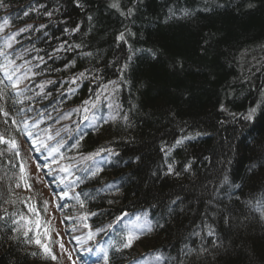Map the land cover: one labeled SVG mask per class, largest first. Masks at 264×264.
Returning a JSON list of instances; mask_svg holds the SVG:
<instances>
[{
    "label": "trees",
    "instance_id": "obj_1",
    "mask_svg": "<svg viewBox=\"0 0 264 264\" xmlns=\"http://www.w3.org/2000/svg\"><path fill=\"white\" fill-rule=\"evenodd\" d=\"M108 2L81 0L84 8L80 9L74 0H0V47L8 36L18 33L7 49L9 58L21 57L16 64L29 62L27 67L35 74L20 85L23 95H17L8 85L10 95L0 104L9 116L0 113V133L5 138L14 136L19 146L24 141L30 147L31 141L15 130L12 119L27 118L31 125L43 116V123L35 131L48 128L55 137L48 141L50 145L61 139L65 142L60 151L71 159L62 161L64 164L75 165L76 169L87 167L92 162L82 157L102 147L120 154L109 157L99 177L76 189L97 196L85 209L104 213L89 220L93 228L108 225L122 213L128 218L141 214L153 226L130 249L109 250L111 264H217L211 255L188 254L189 249L211 248L214 238L206 236V226H211L230 247L229 264H264V220L260 219L264 211V167L255 169V174L249 171L264 145V0H143L127 19L108 8ZM120 3L124 11L132 6L131 0ZM170 10L176 13L171 19ZM182 10L194 14L182 17ZM48 11L53 14L46 15ZM76 25L80 30L72 33ZM125 27L135 33L129 38L134 48L158 50V57L153 60L146 51L137 53L124 74L127 83L121 82L116 93L112 85L105 92L102 85L119 80L118 68L128 55L127 48L121 50L115 42L116 34ZM206 40L211 47L203 54L201 46H206ZM62 44L65 48L75 44L81 47L56 51ZM177 60L184 62L183 72L171 67ZM80 72L87 78L72 83ZM40 84H44L43 93L36 95L41 91L37 87ZM97 92L101 93L97 107L87 115L90 119L93 112L97 118L115 115L113 109L119 104L122 109L117 110L120 115L116 121L97 119V130H93L82 122V112L60 119L79 108L82 101H95ZM220 103L236 114L235 118L221 112ZM251 107L257 111L252 120L246 121L242 116ZM20 109L25 111L17 115ZM124 113H128L131 126L123 121ZM84 132L87 135L79 149H71ZM197 132L207 134L185 141L168 156L161 151L177 138ZM6 147L0 144V149ZM107 155L101 153V157ZM39 162L45 161L40 158ZM170 163L181 173L179 177L165 175ZM18 164L12 153L0 156V215H4L3 209L9 213L25 210L19 202L24 200L22 195L12 187L14 179H7ZM188 164L191 170L184 172ZM55 174L46 176L53 190L59 191ZM112 183L123 186L119 192H95ZM9 189L13 190L11 197ZM9 198L17 203H4ZM110 199L116 202L110 205ZM59 203H67L65 213L74 211V216L84 211L74 200ZM229 215L231 226L224 222ZM127 222L129 219L120 221L119 228L123 230ZM9 225L10 221H0V264H45L40 255L27 254L40 252L39 248L8 240ZM197 232L199 236L193 235ZM110 238L119 236L115 231L107 236L101 233L85 247H106ZM80 252L88 264H94L95 253Z\"/></svg>",
    "mask_w": 264,
    "mask_h": 264
},
{
    "label": "snow or ice",
    "instance_id": "obj_2",
    "mask_svg": "<svg viewBox=\"0 0 264 264\" xmlns=\"http://www.w3.org/2000/svg\"><path fill=\"white\" fill-rule=\"evenodd\" d=\"M132 6L128 7L126 11L122 10L120 0H109L107 6L110 9L116 10L121 16L127 18H130L134 15L135 11L137 10L136 6L138 4L143 3V0H131ZM75 7L83 9L84 4L81 3V0H74ZM218 7H221L223 5H217ZM252 4H249L248 7H252ZM35 10V9H33ZM206 11L208 9H205ZM48 16H51L53 13L48 11L45 13ZM194 13L189 10H182L181 16L182 17H190ZM24 15H28L27 12L24 13ZM176 13L172 10H170V16L168 17L171 19L174 17ZM93 17L88 16V20L92 21ZM5 24L8 23L7 20L4 21ZM28 27H31L30 25ZM41 27H44V25H41ZM3 29L0 28V31ZM27 29H21L20 31H26ZM80 30V26L76 25L74 28H72L70 31L72 33H75ZM65 33L69 32V29L64 30ZM18 34V33H17ZM13 34L11 36H8L3 48H0V57H3V62H0V74H3V78H0V100H4L6 97L10 95V93L7 91L8 85L11 86V89L16 90L17 95H23V92L20 90V85L24 83L25 80H29L32 75H35L32 73L31 67H27L29 62H25L24 65H17L16 59H20L21 57L17 56L16 59H10L9 53L7 52V49L11 48L13 45V42H15V35ZM135 33L131 31L130 28L125 27L123 31H119L115 36V42L117 45L120 46L121 50H123L125 47L127 48L128 55L125 59V62L120 65L118 68V71L121 73L119 80H111L108 82V84L102 85V88L105 92L108 91L109 85H112V92L116 93L119 91V85L121 82L127 83V79L125 77V73L128 71L130 64L134 61V58L137 53L139 52H148L153 60L157 59L158 57V50L154 49H137L134 48L133 45L130 43L129 38L134 37ZM64 44H67V41L64 42ZM64 44L60 46V48L56 49V51L61 50H71L72 48H80L81 45L75 44L71 45L68 48L64 47ZM206 46H201V52L203 54H207L208 49L211 47V44L208 40L205 41ZM84 55H92L91 53H84ZM41 61H43V57L40 58ZM74 63V62H72ZM68 67V65H66ZM171 67L174 70H178L179 72L184 71V62L183 60H177L174 64L171 65ZM24 69V71H22ZM85 72H80L77 77H75L72 80V83H76L79 79H86ZM93 79H99V77H94ZM47 83L51 84L54 83L53 81H47ZM27 87V86H25ZM37 87L40 88V93H36V95H40L43 93L44 90V84L37 85ZM69 91L75 92V89H70ZM47 95H50V93L45 94V98H47ZM101 93L97 92L95 101L93 100H84L81 103V106L77 109H73L72 112L65 113L63 116L60 117V119H70L71 115L73 113H84L82 122H87V126L92 128L93 130H97V119L102 120L104 123H108L109 121H116L117 116L120 115V112L117 110H121L122 106L119 104H115V108L113 109V105L109 104L108 107L110 109H113L116 111V114H109L108 116H101L97 118L95 116V113L93 112L92 118L90 119L87 113L92 112L93 109L97 107V101L100 100ZM262 96H264V93H262ZM107 98V97H106ZM20 102V101H15ZM137 106L134 104L133 109H135ZM219 110L221 112L227 113L229 115H232L234 118L236 114L230 113L228 108L224 103H220ZM24 109H20L19 113L17 115H20L24 113ZM28 111H31V109H28ZM257 111L256 107H251L247 111L246 114L242 116V118L246 121H250L253 119L255 113ZM0 113H2L5 117L9 116V113L7 110H5L3 104H0ZM42 115V114H41ZM170 115H174L170 113ZM49 119L51 116L49 115ZM123 121L127 124V126H131L129 123V116L128 113H124L122 116ZM59 122V120L57 121ZM5 124L8 123L7 119L4 121ZM43 123V116L40 120L34 121L31 125L29 124V121L27 118L18 120L16 118L12 119V125L15 127V130L20 132L22 136L28 138L31 141L30 144V150L34 151L36 153H39V156L37 159L42 158L45 162L43 164H37V175H39L42 168L48 169V172L45 173V175H51L53 172L57 175V183L59 187V191H54V201H66V200H74L76 204H78L79 208L81 210H84L81 212L78 216H65L60 220L61 224H64L65 221H73L72 227L70 229H66V231H69L71 233H75L76 231L80 229H85L87 231L83 232L82 235L72 236V240L76 242L77 245H79V248H73L71 251H69L65 244L60 237L59 232H56L55 226L52 224V222L48 219H45L41 215V210L39 207H37L34 203H32V200L34 197H29L24 200H20V203H23L25 207L27 208V213L23 211H16L13 213H9L7 209H3L4 215H0V221H5L7 224L10 221V225L8 228L9 235L8 240L15 244L18 242H21L26 245H33L35 244L38 246V248L41 250L40 252L32 251L28 252V255L31 256H37L40 255L42 259H51L52 261H58L59 257L57 254H55L52 250V245L56 244L59 247L60 254L66 255L67 259L69 261V264H88V261L85 257L81 256L78 259H73V254L79 252L81 249L86 251L89 255L92 253H95V262L94 264H99V262L102 260V264H111L112 262V256L110 255V251L112 250L114 252H123L124 250L130 249L133 244L140 239L141 235H143L146 231L150 232L152 231V225L149 223L146 219L142 218L141 216H137L136 220L131 222L129 225H125V228L121 230L119 228V222L122 221L123 217L128 215L127 213H122L119 216H115L113 221L109 223L106 226H102L100 228H93V226L89 223V220L92 217H96L98 215H102L104 213L91 211V210H85L88 202L90 200H95L97 198L96 195H93L92 192L89 191H79L77 192L76 189L80 187L81 184H85L88 180H94L97 177L100 176V174L104 171V165L109 163V157H119V153L116 152L112 148H100L94 153H90L86 156H83L82 159L85 161H91L92 163L88 165L87 167L76 169L75 165L71 164H64L62 161L65 159H71L69 157H66L60 150L65 146V142L61 139L56 142L55 145H50L48 141L53 140L55 137L50 134V130L48 128L41 129L39 132L35 131L39 128V125ZM223 123V122H221ZM184 129L181 128V132H183ZM207 133H200L197 132L195 136L192 135H183L175 140V143L171 145L170 147H162L161 151L165 153L166 156L170 155L172 150L176 148L177 146L183 145L185 141H190L195 139L198 136L206 135ZM85 135H87V132H84L80 135L79 139L75 140V143L71 145V149H79L80 147V141L84 139ZM56 136H59V131H57ZM72 139H75L74 137ZM0 144H6L7 147L0 149V156L4 155L5 153H12L16 158H20L21 153L19 151V145L17 143V140L14 136L9 135L7 138H5L3 133H0ZM107 153L108 155L106 157H101V153ZM96 157H101V159L97 160ZM137 160L140 159V157L136 158ZM129 163H134V161H129ZM230 163V161H229ZM52 165H55L56 167L53 168ZM13 168L16 167L15 164L12 165ZM258 167H264V145L260 146L259 154L254 162H252L249 166V171L255 174V169ZM75 169V170H74ZM191 170V164H188L184 167V172H189ZM79 171L81 174L77 175L76 172ZM165 175L168 176H176L179 177L181 173L179 171H176L173 168V165L170 163L168 164V169ZM29 174L27 172V162L21 160L19 164V174L16 178V184L15 187L19 188L21 187V184L29 190L32 191V185L29 183ZM225 181H227V176H225ZM39 179L37 180V183H39ZM123 186V184H106L101 189H96L95 192L97 194L101 192H119L120 188ZM13 195V190L9 189V196L11 197ZM116 201L114 200H108V204H114ZM176 200H173L172 203L176 204ZM4 203L6 204H12L15 205L17 203L16 200H13L9 198L8 200H5ZM49 201L45 200L42 203V209L44 213L49 212L48 208ZM55 207L58 209H63L69 207L67 203H55ZM260 219L264 220V211L260 212ZM224 222L231 226L232 224V218L231 216H227L224 218ZM113 225H117L116 229H113ZM159 227L163 228L164 225H159ZM207 227V237H212L214 239L211 240V248L207 246H201L199 249H189L188 254H195L198 257L199 256H207L211 255L213 259L217 262V264H229V259L231 257V249L229 246H226L221 238L216 234V231L211 226ZM110 231H115L119 238L113 239L110 238L107 241L106 247H85L89 244V242H95L96 237L103 233L105 236L109 235ZM56 232L57 239L52 238V233ZM31 234V235H30ZM193 235L199 236L200 233H193ZM22 238V239H21ZM180 264H183V261H180Z\"/></svg>",
    "mask_w": 264,
    "mask_h": 264
},
{
    "label": "rangeland",
    "instance_id": "obj_3",
    "mask_svg": "<svg viewBox=\"0 0 264 264\" xmlns=\"http://www.w3.org/2000/svg\"><path fill=\"white\" fill-rule=\"evenodd\" d=\"M1 48V47H0ZM19 151L21 153V156L19 159V164L21 162V160L26 161L27 162V172L29 174V183H31L32 185V191L27 190L23 184H21V187L16 188L15 184H16V178L19 174V167L17 168L16 171L11 172L9 174V177H7V179L11 182L12 178L14 179V184H13V189H15L17 192H19L22 196L23 199L29 198V197H34V199L32 200V203H34L37 207L40 208L41 210V215L45 218L48 219L52 222V224L55 226L56 232H59L60 237L62 238L65 247L71 251L73 248H76V242L74 240H72V236L76 235V236H80L82 235V231H84L85 229H80L78 231H76L75 233H71L69 231H66V229H70L72 227V224L74 222L72 221H65L64 224L60 223V220L65 217V216H74V211L72 213H69L68 211L65 213V209H58L55 207V203H59L60 201H54V190H53V186L50 184L49 180L47 179V176L45 175V173L47 172L46 168H42L39 175H37V164H41L39 162V159H37V157L39 156V153L36 154V152L31 151L30 147L28 145H26V143L24 141L20 142V146H19ZM38 155V156H37ZM18 164V166H19ZM53 168H55V165H52ZM56 175V174H55ZM6 179V177L4 178ZM39 179V183H37V180ZM49 201L48 204V208H49V212L48 213H44L43 209H42V203L43 201ZM25 207V205H24ZM25 213H27V208L25 207L24 210ZM78 216V215H76ZM137 216H141V214H137V215H133L132 218H128V216H124L122 219V222H126L129 219V222H127L125 225H129L131 222L136 220ZM56 232L52 233V238L53 239H57L56 236ZM35 248H38V246H36L35 244L32 245ZM77 247L79 248V245H77ZM137 250L139 252H142V249L139 246H136ZM52 250L55 254H57V256L59 257L58 261H52L51 259H47V260H42L43 263L45 264H69V261L67 259L66 255H61L60 254V250L58 245L53 244L52 245ZM82 250V249H81ZM80 250V251H81ZM77 252L73 254V259L76 260L78 259V256H83L81 252Z\"/></svg>",
    "mask_w": 264,
    "mask_h": 264
}]
</instances>
